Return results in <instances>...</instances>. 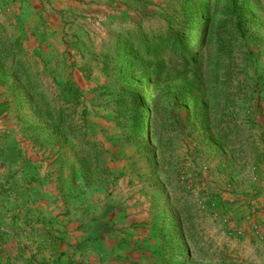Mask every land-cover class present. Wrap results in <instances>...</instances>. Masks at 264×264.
Returning a JSON list of instances; mask_svg holds the SVG:
<instances>
[{
    "label": "rangeland",
    "instance_id": "1",
    "mask_svg": "<svg viewBox=\"0 0 264 264\" xmlns=\"http://www.w3.org/2000/svg\"><path fill=\"white\" fill-rule=\"evenodd\" d=\"M0 264H264V0H0Z\"/></svg>",
    "mask_w": 264,
    "mask_h": 264
},
{
    "label": "trees",
    "instance_id": "2",
    "mask_svg": "<svg viewBox=\"0 0 264 264\" xmlns=\"http://www.w3.org/2000/svg\"><path fill=\"white\" fill-rule=\"evenodd\" d=\"M184 37L185 34H180V35L172 34V36L168 38V41L174 45L176 50H180L182 48L183 42L185 41Z\"/></svg>",
    "mask_w": 264,
    "mask_h": 264
},
{
    "label": "crops",
    "instance_id": "3",
    "mask_svg": "<svg viewBox=\"0 0 264 264\" xmlns=\"http://www.w3.org/2000/svg\"><path fill=\"white\" fill-rule=\"evenodd\" d=\"M8 212V209H6V213Z\"/></svg>",
    "mask_w": 264,
    "mask_h": 264
}]
</instances>
